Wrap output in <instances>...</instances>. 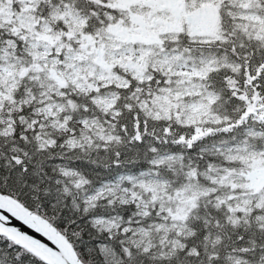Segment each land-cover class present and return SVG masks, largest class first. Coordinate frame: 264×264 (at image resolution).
Returning a JSON list of instances; mask_svg holds the SVG:
<instances>
[{
  "label": "snow or ice",
  "instance_id": "1",
  "mask_svg": "<svg viewBox=\"0 0 264 264\" xmlns=\"http://www.w3.org/2000/svg\"><path fill=\"white\" fill-rule=\"evenodd\" d=\"M0 264H264V0H0Z\"/></svg>",
  "mask_w": 264,
  "mask_h": 264
},
{
  "label": "water",
  "instance_id": "2",
  "mask_svg": "<svg viewBox=\"0 0 264 264\" xmlns=\"http://www.w3.org/2000/svg\"><path fill=\"white\" fill-rule=\"evenodd\" d=\"M5 215H7V213H5ZM12 223H13V224H18L19 222L16 221V220H13ZM21 227H23V225H21ZM26 230H27V229H26Z\"/></svg>",
  "mask_w": 264,
  "mask_h": 264
}]
</instances>
